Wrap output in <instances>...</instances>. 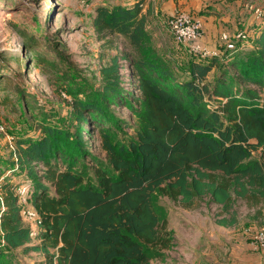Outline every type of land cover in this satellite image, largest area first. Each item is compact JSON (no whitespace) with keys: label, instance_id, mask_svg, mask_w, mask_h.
<instances>
[{"label":"trees","instance_id":"obj_1","mask_svg":"<svg viewBox=\"0 0 264 264\" xmlns=\"http://www.w3.org/2000/svg\"><path fill=\"white\" fill-rule=\"evenodd\" d=\"M144 2H101L92 17L100 39L120 35L137 47L136 55H123L133 89L120 86L114 55L101 67V89L70 90L78 125L98 126L107 163H97L93 173L77 167L88 151L82 128L70 132L47 121L38 137L17 139L19 168L31 179L41 224L32 235L13 193L20 180L4 177L0 264H13L14 249L42 252L45 264H149L152 247L168 246L167 220L153 204L157 188L186 206L208 196L228 210L238 198L263 207L264 215V98L252 87L264 89V21L252 22L253 43L237 41L222 59L193 54L178 77L146 45ZM114 101L138 121L126 139L105 124ZM25 105L32 110L27 99ZM33 161L42 165L36 176ZM236 221L235 213L216 219L224 226Z\"/></svg>","mask_w":264,"mask_h":264},{"label":"rangeland","instance_id":"obj_2","mask_svg":"<svg viewBox=\"0 0 264 264\" xmlns=\"http://www.w3.org/2000/svg\"><path fill=\"white\" fill-rule=\"evenodd\" d=\"M116 1L133 0H0L2 179L8 177L25 185L32 184L26 176L27 170L19 168L17 139L38 137L42 133L40 125L47 121L70 132L82 128L88 151L80 156L77 167L85 164L89 173H93L97 163H107L98 126L84 121L78 125L70 90L74 93L77 87H82L92 94L101 89V67L114 55H118L120 86L124 90L133 89L129 63L123 55H136L137 47L120 35L100 39L92 26L96 5ZM145 1L149 33L146 45L161 56L178 77L186 75L193 54L173 38L168 27L171 14L186 11L200 16L230 15L234 21L231 35L244 29L245 23L253 17L245 6L246 1L252 0ZM214 49L222 50L218 55L222 59L224 43L221 41ZM252 87L264 98V89ZM25 99L33 105L32 110L26 107ZM108 111L110 120L105 124L115 130L118 138L126 139L135 133L138 121L123 102H111ZM41 166V162H32L35 176ZM152 195L161 220H167L168 246L152 247L149 264H264V247L253 248L248 244L252 235L264 227L263 207H250L243 200L233 198L230 208L225 210L208 196H195L192 204L186 206L180 199L168 197L160 188ZM232 213H235L236 223L217 225V218L231 217ZM8 258L13 264H45L44 254L36 251L26 253L14 249Z\"/></svg>","mask_w":264,"mask_h":264},{"label":"built area","instance_id":"obj_3","mask_svg":"<svg viewBox=\"0 0 264 264\" xmlns=\"http://www.w3.org/2000/svg\"><path fill=\"white\" fill-rule=\"evenodd\" d=\"M245 6L252 11L256 24L264 21V0L246 1ZM168 27L175 41L185 45L192 54L209 57L222 53V50L210 48L202 42L203 21L190 12L176 11L171 14L168 19ZM254 32L255 30L241 29L233 35L229 32L221 33L220 39L224 43V51L236 48L237 41L240 43L250 42L254 37ZM0 130H3L2 125H0ZM2 177H0V183ZM13 193L20 207L22 219L31 228V234L34 235L39 230L41 216L33 203L32 188L30 185L19 183L14 185ZM249 244L253 248L264 247V227L252 235Z\"/></svg>","mask_w":264,"mask_h":264},{"label":"crops","instance_id":"obj_4","mask_svg":"<svg viewBox=\"0 0 264 264\" xmlns=\"http://www.w3.org/2000/svg\"><path fill=\"white\" fill-rule=\"evenodd\" d=\"M146 4L147 3L145 1L144 6H143L144 13H147L146 11L148 10L146 9ZM196 16L200 17L203 21L202 42L210 48H214V47L216 48L218 45H220L221 39L219 35H221L222 32L230 33L231 32L230 27H232V25L234 26L233 17H231L230 15H221L218 17L214 15L213 16L212 15L210 16L196 15ZM252 21H253V17L245 23V29L247 28L251 30ZM217 225L224 226L218 223ZM16 250H19V249H16Z\"/></svg>","mask_w":264,"mask_h":264}]
</instances>
